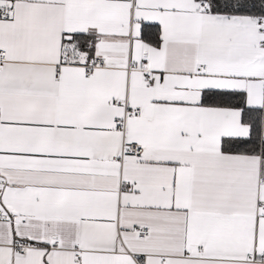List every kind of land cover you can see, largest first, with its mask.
I'll use <instances>...</instances> for the list:
<instances>
[{
  "label": "snow or ice",
  "instance_id": "snow-or-ice-1",
  "mask_svg": "<svg viewBox=\"0 0 264 264\" xmlns=\"http://www.w3.org/2000/svg\"><path fill=\"white\" fill-rule=\"evenodd\" d=\"M0 264H264V0H0Z\"/></svg>",
  "mask_w": 264,
  "mask_h": 264
}]
</instances>
